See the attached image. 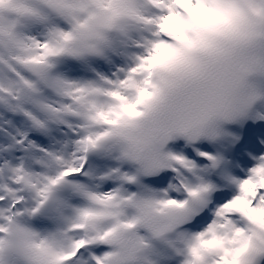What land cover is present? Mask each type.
Wrapping results in <instances>:
<instances>
[{"label": "snow or ice", "instance_id": "obj_1", "mask_svg": "<svg viewBox=\"0 0 264 264\" xmlns=\"http://www.w3.org/2000/svg\"><path fill=\"white\" fill-rule=\"evenodd\" d=\"M0 264H264V0H0Z\"/></svg>", "mask_w": 264, "mask_h": 264}]
</instances>
